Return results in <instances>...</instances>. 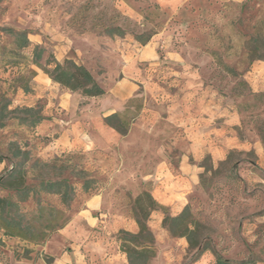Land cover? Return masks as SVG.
<instances>
[{"label": "rangeland", "instance_id": "374dc122", "mask_svg": "<svg viewBox=\"0 0 264 264\" xmlns=\"http://www.w3.org/2000/svg\"><path fill=\"white\" fill-rule=\"evenodd\" d=\"M44 19L49 20L48 28ZM173 23L178 24L175 34L185 33L198 53L213 58L210 80L219 85L222 95L232 96L246 108L244 127L248 128L241 135L253 132L264 143V91L254 93L246 79L252 65L264 61V0H193L177 15L163 11L153 0H0V179L22 161L19 153H28V185L59 179L74 185L75 198L68 206L58 196L40 198L41 203L59 209L69 220L103 180L92 170V159L84 154L49 157L52 138L36 135L37 125L31 126L37 118L45 119L44 104L35 98L26 99L36 96V78H50L44 69L54 67L52 60L59 62L56 47H63L68 40L75 42L78 50L87 48L88 53H84L88 54V66L98 70L95 53L111 40L137 41L136 35L158 34ZM119 28L125 31L124 36L110 33ZM8 29L26 32L30 45L21 48L18 36L8 33ZM41 48L42 57L36 63L35 52ZM109 61H105L106 66ZM128 105L138 108L139 101L132 100ZM128 111L130 115L117 116L110 126L125 133L134 110ZM202 166L200 189L190 193L183 211L188 208L189 221L197 223L192 240L203 244L206 251L200 252L201 248L192 247L187 237L180 236L183 227H178L175 234L165 222L167 217H177L183 211L174 213L162 206L148 220L156 252L150 264H215L218 258L264 264V157L256 156L254 151L233 150L220 164L206 157ZM86 185L93 189L86 192ZM150 185L143 182L135 190L115 191L116 208L136 220L135 200L145 191L150 193ZM9 194L0 185V196ZM22 208L27 219L33 220L36 198L22 204ZM123 231L116 235L119 242ZM22 251L28 256L31 249Z\"/></svg>", "mask_w": 264, "mask_h": 264}, {"label": "crops", "instance_id": "0c3cea01", "mask_svg": "<svg viewBox=\"0 0 264 264\" xmlns=\"http://www.w3.org/2000/svg\"><path fill=\"white\" fill-rule=\"evenodd\" d=\"M153 1L177 15L193 0ZM43 24L50 26L47 19ZM176 28L173 23L146 45L132 38L106 42L95 53L98 70L88 66L87 48L78 50L70 40L56 47L59 63L87 65L105 94L83 97L38 76L36 96L26 98L44 104L45 119L37 124L36 135L52 138L49 157L81 153L92 159L90 166L103 181L43 246H29L0 229V264H129L116 235L121 230L136 234L139 227L116 208L115 191L151 183L153 198L181 213L190 193L200 189L206 157L215 165L233 150L264 157L259 136L250 131L241 135L246 108L232 96L222 95L219 85L210 80L213 58L198 53L185 33L175 34ZM246 79L254 93L263 92L264 61L255 62ZM132 100L139 101L138 108L128 105ZM130 108L134 112L125 133L106 123L111 116L130 115ZM25 249H31L28 256L21 253Z\"/></svg>", "mask_w": 264, "mask_h": 264}, {"label": "trees", "instance_id": "16d2710c", "mask_svg": "<svg viewBox=\"0 0 264 264\" xmlns=\"http://www.w3.org/2000/svg\"><path fill=\"white\" fill-rule=\"evenodd\" d=\"M116 32L120 36L125 35V31L120 28L110 30L111 34ZM8 33L18 36L21 48H26L30 45L26 32L8 29ZM155 34L154 32L140 34L136 35L135 38L141 45H146ZM42 52V48L38 49V51L36 49V63H39ZM50 63L54 64V67L51 69L47 67L44 70L54 82L60 84L62 87L73 92H78L83 97H98L105 94V90L96 81L87 67L77 65L71 60H66L63 64L55 60H52ZM115 119H118L117 115L107 118L106 123L111 125L110 123ZM42 120V117L37 118L31 122V126H36ZM19 154L22 156V161L16 163L13 170L0 179V185L6 187L10 192L8 196H0V229L9 238L19 239L29 245L43 246L54 233L63 229L69 220L62 215L59 209L41 203V196H58L61 198L62 203L68 206L75 198V188L67 179L56 181L42 180L34 186L28 185L25 163L28 161L29 155L25 152ZM98 185L96 184L97 187ZM92 189L93 186L91 185L85 186L86 192ZM32 197L36 198L37 209L34 211V216L36 217L33 220H28L27 213H24L22 204L29 201ZM160 208L162 206L147 191L136 198L135 213L139 231L136 234L123 231L121 232V237H118L121 242V251L126 254L129 264H150L152 259L155 258V237L148 226V220L151 214ZM35 222L38 225H35ZM165 222H169L171 231L175 234L178 227H183L180 236L187 237L192 247L201 248L200 252L206 251L207 248L203 244L194 243L192 240V235L195 234L197 229V223L193 220L189 221L188 208L177 217H167ZM215 264H253V262L235 263L218 258Z\"/></svg>", "mask_w": 264, "mask_h": 264}]
</instances>
